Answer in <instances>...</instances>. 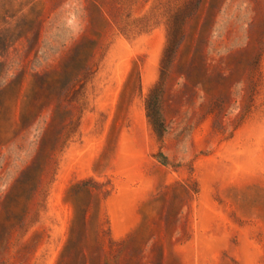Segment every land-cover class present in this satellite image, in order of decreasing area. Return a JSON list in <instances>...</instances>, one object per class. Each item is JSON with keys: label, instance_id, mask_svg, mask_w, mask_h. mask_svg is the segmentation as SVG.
<instances>
[{"label": "rangeland", "instance_id": "374dc122", "mask_svg": "<svg viewBox=\"0 0 264 264\" xmlns=\"http://www.w3.org/2000/svg\"><path fill=\"white\" fill-rule=\"evenodd\" d=\"M0 264H264V0H0Z\"/></svg>", "mask_w": 264, "mask_h": 264}, {"label": "trees", "instance_id": "16d2710c", "mask_svg": "<svg viewBox=\"0 0 264 264\" xmlns=\"http://www.w3.org/2000/svg\"><path fill=\"white\" fill-rule=\"evenodd\" d=\"M190 14L189 10H179L174 15L169 27L168 42L162 58V70L166 69V64L173 61L177 48L181 42L182 33L179 31L180 24L184 23ZM145 106L149 121L159 140L162 142L166 132V124L162 110V94L159 85L154 86L150 90L146 97Z\"/></svg>", "mask_w": 264, "mask_h": 264}]
</instances>
